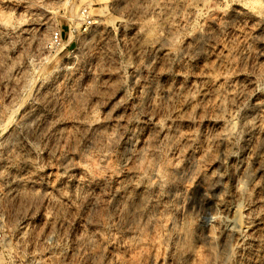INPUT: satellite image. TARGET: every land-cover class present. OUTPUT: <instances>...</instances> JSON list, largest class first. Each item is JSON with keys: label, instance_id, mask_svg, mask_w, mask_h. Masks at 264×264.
I'll list each match as a JSON object with an SVG mask.
<instances>
[{"label": "clouds", "instance_id": "obj_1", "mask_svg": "<svg viewBox=\"0 0 264 264\" xmlns=\"http://www.w3.org/2000/svg\"><path fill=\"white\" fill-rule=\"evenodd\" d=\"M86 2L0 0V16L11 14L14 19L10 26L0 25V42L7 45L0 46V86L17 85L16 92L9 93L13 97L9 105L0 99V264H109L105 247H119L125 238L128 248L120 249L125 254L136 248L167 249L161 253L162 264H193L194 260L241 264L234 236L243 231L241 213L249 203L252 175L249 172L236 181L233 207L237 211L231 216L226 207L233 195L226 183L227 161L241 156L246 134L258 128L264 132V120L245 115L252 99L264 96V69L259 63L264 57L260 47L264 32L254 34L248 29L249 22L264 28V0H101L104 7L95 19ZM19 6L25 8L22 15ZM61 18L78 35L48 51L46 40L52 35L48 29L61 31ZM85 25V31H80ZM121 33L130 38L121 39ZM221 41L232 53L227 72L221 75L230 76L235 69L255 79L235 92L228 91L231 84L226 79L216 104L208 109L217 126L223 123V131L213 141L227 144L228 152L206 151L196 159L199 145L194 144L193 155L186 157L178 136L162 139L161 135L175 130L170 121L199 123L197 115H180L177 110L199 103L202 85L189 90L187 84L195 62ZM72 42L77 50L65 53L67 63H58L59 53ZM153 44L167 52L162 68L149 55ZM17 46L24 53L13 60L8 53ZM45 51L48 58L39 67L46 77L26 71L21 79L28 83L19 88L20 81L12 73L17 68L24 71L22 61L35 65L34 57ZM98 59L109 66L110 75L119 78L118 87L125 94L121 104L143 88L132 115L102 129L94 125L110 120L111 113L105 118L101 104L93 108L85 100L94 94L85 85L93 78ZM164 76L183 77L185 86L170 87L162 82ZM66 78L69 83L56 91L58 82ZM49 90L63 100L58 103L60 112L71 101V119L83 129H76L67 145L63 135L53 131L57 121L49 123L51 117L38 107ZM259 104L264 106V100ZM25 106L30 110L22 113ZM145 118L155 125V134L147 140ZM50 149L49 157L45 153ZM53 166L58 169L57 182L50 184L44 177ZM45 208L49 228L37 235L29 224ZM77 217L83 229L76 228ZM64 226L71 231L65 232Z\"/></svg>", "mask_w": 264, "mask_h": 264}, {"label": "rangeland", "instance_id": "obj_2", "mask_svg": "<svg viewBox=\"0 0 264 264\" xmlns=\"http://www.w3.org/2000/svg\"><path fill=\"white\" fill-rule=\"evenodd\" d=\"M90 5V7H88ZM10 7V6H9ZM85 7L90 9V13H93L94 19L97 18L95 16L96 13H99L104 5L101 0H87ZM19 14H23L25 11L24 6H19L17 9ZM51 15V14H49ZM233 18L241 20L243 23L242 17H237L235 13H233ZM215 20V17H213ZM5 21V22H2ZM14 22L13 16L11 14H5L0 16V25H12ZM25 27H29L25 25ZM61 31V43L69 41L70 37H75L78 35L76 30H71L70 22L61 18L60 25ZM248 29H251L254 34H258L260 32H264V28H256L252 22H249ZM31 30V29H30ZM55 28H49L48 32L52 33ZM44 31V30H43ZM80 31H85L82 27ZM236 36H239V31H236ZM47 35V33H45ZM28 33L24 34V38L27 39ZM51 35L48 36L46 40L47 50L52 51L56 49L55 45L51 44ZM130 38L126 37L123 33H121V39ZM0 46L7 47L6 44L0 42ZM31 48L35 49V45H31ZM222 47L226 51V58L224 62H221V54ZM260 47L264 48V45ZM18 50H13L8 53L9 56L12 57L13 60H16L24 53V48L17 46ZM78 48L77 43L72 42L68 45L63 51L59 53V60L67 63L65 53L76 51ZM45 54V55H44ZM230 48L223 41L220 43H213L210 45V51H208L206 56H202L200 60L195 62V72L191 76V83L187 84L189 90L194 88L197 84L202 85L205 84L208 88L209 95L212 94L207 100H201L198 104H194L191 107L187 105H182L180 108L184 109L182 112L178 113L180 115H191L195 114L199 117V123L193 122L188 119H181L179 121H170L169 127L174 128L175 130L171 133L165 131L162 133L161 138H165L169 135L180 138V143L184 146L182 151L186 157L193 155V145H199L196 148V159L202 158L206 151H213L214 154H220L221 152L227 153L229 150V146L227 144H217L213 141V137L218 133L223 131V123L219 122V126H217V122L213 121L212 115L208 114V109L210 106L216 104L218 100V93L221 88L225 87V80L231 84V87L228 89L230 92H235V90L239 87H245L252 84V81L255 77H249L247 73L238 72L233 69V74L230 76L221 75V72H227V61L231 55ZM32 55V53H29ZM135 55V53H134ZM149 55L152 57V60L157 63L159 68H162L165 63L166 56H163V50L157 44H153L151 49L149 50ZM48 58V52L45 51L42 56L34 57L36 64L34 65L31 61H22L25 65L24 71H20L17 68L12 75L20 81L19 88H24L28 81L26 79H21L24 77V73L26 71H31L33 73H40L42 76L47 75L43 68L39 67V63L42 59ZM252 63H256L252 61ZM261 68L264 69V57L259 61ZM239 67V65L237 66ZM158 68V70H159ZM52 65L48 66L47 72H51ZM110 68L105 65L103 60L98 59L96 65L93 68V78L89 79L88 84L85 85V90H91L94 94L90 96H86V102L92 104V107L95 108L97 104H101L102 107L100 109L103 117L107 118L109 113H111V119H105L103 124L94 125L97 129H102L104 127H112L115 126L117 122L121 121L122 117H127L132 115L133 109L137 107L140 103L138 98L139 92L143 91V88H137L136 93L134 94L133 99L127 100L125 103L121 104V101L125 100V94L123 90L119 89V78L109 74ZM98 74V78L96 76ZM147 75V72H145ZM207 80V81H206ZM162 82H166L168 86H175L177 90L181 89L185 86V81L183 77H175L174 80H169L167 76L162 77ZM69 83V80L62 79L58 82V86L56 91H60L65 84ZM73 84L78 83V80H73ZM207 83V84H206ZM17 90V85L15 83L11 85L0 86V99H2V103L4 106L9 105L12 102V95L9 93H15ZM154 95V90H153ZM200 96L198 94L197 99ZM264 100V96L257 95L251 101L252 107L246 110L245 115L249 116L252 119L256 120H264V106H261L259 102ZM10 102V103H9ZM58 103H63L61 98L56 97L55 92L52 90L47 91L44 94L42 103L38 106L45 116H50L49 123L53 121H57L56 127L53 129L54 132L58 134H62L64 137V143L67 145L73 139L76 134V129L79 131H83L82 128L77 124L76 121L71 119V101H68L64 104L63 112H60L58 107ZM200 105H203L202 107ZM28 109L27 106L22 108L23 110ZM60 116L67 117L66 119L61 120ZM207 116V119L205 118ZM146 119L145 124V136L144 139L147 140L151 138L155 134V125L151 123V120ZM193 137L195 139L193 140ZM191 141V142H190ZM47 147V146H46ZM242 152L239 158L231 157L228 159L227 163L229 166V176L226 179V183L229 184L232 190V196L227 198L226 207L228 209V213L231 215V211L234 210L233 200L235 197V185L236 181L242 177V171L245 163H248L252 169H256L257 164H260V161H263L261 164L264 165V132H262L259 128L254 131L246 134L244 142L242 144ZM55 148V141L52 142L51 149ZM47 151L45 153L46 156L50 157V152ZM177 155H180V151H177ZM54 163V162H53ZM253 165V166H252ZM257 165V166H258ZM260 165V166H262ZM219 164H215L212 167H218ZM263 167V166H262ZM264 168V167H263ZM58 169L53 166L48 170V175L44 177L50 184L56 183V173ZM237 175V176H236ZM241 175V176H240ZM240 177V178H239ZM237 178V179H236ZM252 185V180L251 184ZM190 187V186H189ZM200 189H197V195H199ZM233 216V215H231ZM241 221H243V216L241 215ZM49 220V213L47 208L43 210L42 214H38L35 218V223L29 224V228H35L37 231V235L40 232L47 231ZM77 229H83L84 225L79 223V218L77 217L76 224ZM56 227V225H53ZM65 232L71 231L67 226H64ZM156 234H159V226H157ZM209 235H212L210 232ZM155 239V237H153ZM253 238V239H252ZM248 239V245L245 246L243 250H239L241 264H264V239L263 238H255L252 237ZM252 239V240H251ZM250 241V243H249ZM129 245V241L125 238L123 245L119 247L109 244L105 247V254L109 257V264H162L161 253H167V249H161L160 247L153 248H136L135 250H128L125 254V251H121V248L127 249ZM256 249V250H255ZM32 250H35V245H32ZM256 255H255V254ZM46 256H50L51 253H45ZM199 255V254H198ZM114 257V260L112 259ZM200 260L203 259L202 256L199 257ZM193 264H197V261H193Z\"/></svg>", "mask_w": 264, "mask_h": 264}, {"label": "bare ground", "instance_id": "obj_3", "mask_svg": "<svg viewBox=\"0 0 264 264\" xmlns=\"http://www.w3.org/2000/svg\"><path fill=\"white\" fill-rule=\"evenodd\" d=\"M2 22H5V21H2ZM41 31H43V29ZM221 50H222V54L220 58H221V62H224L226 58V55H225L226 51L223 49V47ZM166 55H167V52L163 50V56H166ZM207 91H208L207 86L205 84H202V90L199 92L200 98L198 99V101H201V100L205 101L209 97L212 96V94L209 95ZM182 110L184 109L179 108L177 111L178 113H180L182 112ZM262 162L263 161H260V164L259 165L257 164L258 166L257 165L255 166L257 167L255 170L252 169L250 165H248V163H245L246 165L244 166V168H242L243 169V171L241 172L242 177H244L249 172L251 173L252 185L250 186L251 194L249 197V203L242 210V213H241L244 219L243 221H241L240 227L242 228L243 231L242 233L241 232L236 233L234 236L235 243L240 246L238 248L239 250H243L245 246L248 245V239L252 237L264 239V168H263L264 165H262L263 164ZM260 165H262L263 167ZM229 211H231V215L233 216L236 215V211H237L236 208L234 210L232 209Z\"/></svg>", "mask_w": 264, "mask_h": 264}, {"label": "built area", "instance_id": "obj_4", "mask_svg": "<svg viewBox=\"0 0 264 264\" xmlns=\"http://www.w3.org/2000/svg\"><path fill=\"white\" fill-rule=\"evenodd\" d=\"M88 12H90V9L87 7ZM94 18V17H93ZM84 30L87 28V25H85ZM51 44L57 46L58 42H61V33L56 32L55 30L52 31V35H51Z\"/></svg>", "mask_w": 264, "mask_h": 264}]
</instances>
